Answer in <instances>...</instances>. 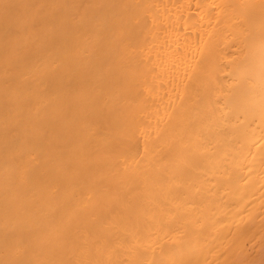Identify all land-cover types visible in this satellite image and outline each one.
<instances>
[{"label": "bare ground", "instance_id": "6f19581e", "mask_svg": "<svg viewBox=\"0 0 264 264\" xmlns=\"http://www.w3.org/2000/svg\"><path fill=\"white\" fill-rule=\"evenodd\" d=\"M0 264H264V0H0Z\"/></svg>", "mask_w": 264, "mask_h": 264}]
</instances>
